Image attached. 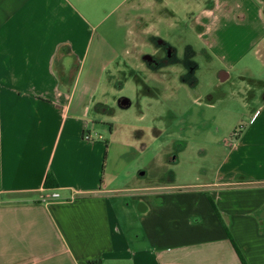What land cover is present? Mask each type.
<instances>
[{"label": "crops", "instance_id": "crops-1", "mask_svg": "<svg viewBox=\"0 0 264 264\" xmlns=\"http://www.w3.org/2000/svg\"><path fill=\"white\" fill-rule=\"evenodd\" d=\"M133 5L0 0V264H264V92L210 180L137 184L146 171L93 135L128 65ZM195 20L229 77L251 54L264 66V0H208Z\"/></svg>", "mask_w": 264, "mask_h": 264}, {"label": "rangeland", "instance_id": "rangeland-1", "mask_svg": "<svg viewBox=\"0 0 264 264\" xmlns=\"http://www.w3.org/2000/svg\"><path fill=\"white\" fill-rule=\"evenodd\" d=\"M92 1L88 0V5ZM207 1L132 0L134 5L125 10L132 16L128 65L117 76L116 102L109 101V112H103L104 118L92 133L101 136L104 145L110 144V151L121 152L127 168L131 166L135 174L146 171L137 184L210 180L234 135L263 105L264 66L251 59L253 54L238 62L227 80L217 78L225 66L211 50H206L207 56L205 37L195 20L199 6ZM153 36L168 42L180 59L186 51L191 53L190 58L197 63L194 83L180 78L182 73L191 76L181 61L156 72L147 68L142 54H163ZM231 46L232 39L227 38L225 50ZM247 59L252 60L253 75L244 71ZM122 98L129 101L127 107L118 104ZM172 157L177 160L171 161ZM126 199L120 204L127 222H136V210L124 206Z\"/></svg>", "mask_w": 264, "mask_h": 264}, {"label": "flooded vegetation", "instance_id": "flooded-vegetation-1", "mask_svg": "<svg viewBox=\"0 0 264 264\" xmlns=\"http://www.w3.org/2000/svg\"><path fill=\"white\" fill-rule=\"evenodd\" d=\"M153 40L156 43V45L158 46V48L162 49L163 54H162V56H155V55H150L147 53L142 54L141 58L144 62H146L147 65H148V63L158 64V63H161L162 60L165 58H169V57L174 56V55L176 56L175 49L166 45L164 42L160 41L159 39L153 38ZM186 58H187V60H185V62L187 65L184 66V67H186L185 71L190 73L192 71L191 70L192 66L195 65V62L190 58V56L184 55L182 59L177 57L178 61H181V62L184 61V59H186Z\"/></svg>", "mask_w": 264, "mask_h": 264}, {"label": "trees", "instance_id": "trees-1", "mask_svg": "<svg viewBox=\"0 0 264 264\" xmlns=\"http://www.w3.org/2000/svg\"><path fill=\"white\" fill-rule=\"evenodd\" d=\"M152 38L159 39V38H157V37H152ZM159 40L162 41V42H164L166 45L172 47L168 42H165V41L162 40V39H159ZM172 48H173V47H172ZM173 49H174V48H173ZM190 50H192V49H190ZM190 54H191V53L188 52V51H186V53H185L186 56H190ZM173 55H174V54H173ZM185 60H187V58L184 59V61H182V63H183L184 66L187 65L186 62H185ZM173 62H180V61H178V59H177V57H176L175 55H174V56H171V57H169V58H165V59H163L162 62H161V63H158V64H155V63H148V66L151 67V68H153V69H158V68H160V67H162V66H164V65H167V64H170V63H173ZM185 68H186V67H185ZM196 68H197V63H195V65L192 66V69H191L192 71L190 72V74H191L190 77H191V78H190V77H187L186 75L183 76V78H184V79H187L189 83H194V82H195V78L192 76V73H193V71H194ZM170 160L173 161V162H175L177 159H176L175 157H172V158H170ZM44 184H45L46 187H51V186L54 185L53 182H52V177H51L49 174L47 175Z\"/></svg>", "mask_w": 264, "mask_h": 264}, {"label": "water", "instance_id": "water-1", "mask_svg": "<svg viewBox=\"0 0 264 264\" xmlns=\"http://www.w3.org/2000/svg\"><path fill=\"white\" fill-rule=\"evenodd\" d=\"M229 77V73L225 69H220L217 72V78L219 81L223 82L227 80ZM121 107H127L129 105V101L125 98L121 99V102L119 103ZM138 209L141 210L140 206H138Z\"/></svg>", "mask_w": 264, "mask_h": 264}, {"label": "built area", "instance_id": "built-area-1", "mask_svg": "<svg viewBox=\"0 0 264 264\" xmlns=\"http://www.w3.org/2000/svg\"><path fill=\"white\" fill-rule=\"evenodd\" d=\"M252 121H253V119H250V120H249V123H252ZM236 134H237V133H236ZM236 134H235V135H236ZM85 138L89 139V138H90V134H89V133L86 134V135H85ZM58 195H59V194H58L57 192H54V193H52V195H50V196H51V197H57ZM46 198H47V197H45V196L43 197V199H46Z\"/></svg>", "mask_w": 264, "mask_h": 264}]
</instances>
